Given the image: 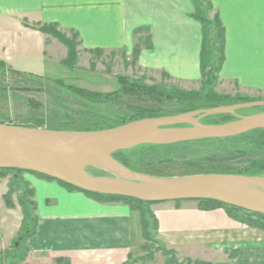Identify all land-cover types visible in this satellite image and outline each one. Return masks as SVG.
<instances>
[{"label": "crops", "instance_id": "crops-1", "mask_svg": "<svg viewBox=\"0 0 264 264\" xmlns=\"http://www.w3.org/2000/svg\"><path fill=\"white\" fill-rule=\"evenodd\" d=\"M225 31L222 84L264 99V0H208ZM190 0H0V62L45 78L46 63H62L57 40L29 27L55 25L78 36L89 53L140 49L137 68L182 83L200 81V26ZM137 33V34H136ZM53 64V63H52ZM54 67V65H53ZM35 190L37 227L24 264H122L141 245L140 217L125 204L100 205L58 182L27 179ZM9 181L0 180V227L11 241L21 208L4 204ZM14 200V199H13ZM193 201L151 205L159 240L177 258L211 264H264V232L229 219L222 209L200 211Z\"/></svg>", "mask_w": 264, "mask_h": 264}, {"label": "rangeland", "instance_id": "rangeland-1", "mask_svg": "<svg viewBox=\"0 0 264 264\" xmlns=\"http://www.w3.org/2000/svg\"><path fill=\"white\" fill-rule=\"evenodd\" d=\"M205 1L211 5L208 0ZM190 3L192 13H190L189 17L193 20L191 17L195 14V8H193L191 0ZM205 6L203 4L199 7L197 6V14L195 15L199 20H205L210 23L209 30L207 31V47H204L205 50H208L206 51V59L203 65H201V62L199 65L200 74L204 71L205 76H207L209 71L212 72L219 66L220 48L218 43L219 34L216 31L217 28L214 25L215 21L213 19L217 13L214 12L212 5L210 11ZM196 23L200 26L198 22ZM38 26L33 25L29 28L39 31V29H36ZM44 26L48 25H43L42 27ZM47 29L50 33L46 35L57 40L58 45L64 49L62 51L66 52L64 61H69L72 64L69 63L67 67L62 64L64 61L61 64L57 63L55 58L62 55H57L58 51H56L53 57L54 61L50 60V63L49 61L46 62L48 64V75L45 78L28 74L26 75L31 76V78L20 77L8 71H5L4 75H1L0 71V88L6 90L5 94H0L1 124L47 131H52L49 129H56V132H73L76 128H82L80 130L83 131L80 132H89L87 130L93 129L104 131V129H113L138 121L137 118L141 115L139 112L144 109L157 111V116L154 115L157 118L159 116H181V114H184L183 110H192L189 112L193 113V111L230 107L239 105L240 103L247 104L264 101V99H261L256 94L238 91L237 85L222 84L219 79L220 72L212 78L213 83L209 89L204 86L209 79L207 77L203 79L201 76L199 83L192 84V82H177L169 76H165V74L156 75L141 71L136 66V58L140 54V49L150 48L149 36L145 38L146 41L143 43V47H141L142 42L138 43L137 40V46H135L130 55H127L123 51L113 53L96 51L88 56L89 53L84 52L80 48V42L75 33L62 32L58 29V26ZM224 49L225 31L223 56L225 54ZM135 50L138 51L136 57L134 54ZM222 66H220L221 69ZM202 80H204V85L202 84ZM206 89L210 90L208 92L211 95L208 94ZM202 91L204 92L203 94ZM79 94H82L83 98ZM196 94H202L200 99H198V96H194ZM136 96H144V98L141 99ZM224 97L226 100L214 102L216 99ZM83 99L88 100V103ZM194 99L196 100L194 101ZM190 100L195 104L194 107L192 106L193 109L187 105ZM199 100L205 102L204 107L202 102H196ZM199 105H201L200 108H198ZM136 109L139 110L138 113L133 111H136ZM257 113H264V107L239 110L235 115L249 116ZM145 118L143 117L142 119ZM233 118L235 117L226 114L211 115L203 118L200 122L205 125L224 124V122L230 121ZM123 120L124 122H122ZM251 138L252 136H245V138H238L234 142L210 141L200 145L183 146V144H179L167 149H150L147 146H139L129 151L116 153L113 156L114 159L131 171L138 173L149 172L161 175L163 178L181 177L176 176L178 174H185L184 176L203 175L204 173H199L206 170L207 163L211 158L218 159V162L220 160V163L226 161L234 169H244L252 166H255V168L262 167L264 166V162L259 166L255 165L259 161L255 155L263 152L264 147L256 149ZM88 172L97 177H111L108 173L99 169H89ZM257 174L260 177H264V170ZM0 175H6V178H0V180L6 179L9 181V184L13 180L16 182L11 199L18 207H20L19 200L21 197H24L25 192L33 191L35 196L33 185L27 179L45 181L25 172L9 171L5 174H1L0 172ZM84 196L89 198L87 195ZM91 200L98 203L93 199ZM193 202L196 203L195 205L198 208L200 207L197 201ZM98 204L119 205L120 203ZM144 211L145 215H147L145 219L147 220L146 231L148 238H146L147 240L141 238V245L126 255L125 262L122 264H165L166 262L193 264L195 262H202L191 259L186 260L182 254H179V258H177L175 251L169 250L159 240L158 221L151 211V206L145 207ZM20 234L21 226L18 235L11 241L7 238L6 232L0 227V264H24L29 249L27 241L17 240V238H20ZM16 242H18V247L15 249ZM14 252L19 253V258L26 255L24 262L19 263L18 257L16 258L17 260L14 259L11 256Z\"/></svg>", "mask_w": 264, "mask_h": 264}, {"label": "water", "instance_id": "water-1", "mask_svg": "<svg viewBox=\"0 0 264 264\" xmlns=\"http://www.w3.org/2000/svg\"><path fill=\"white\" fill-rule=\"evenodd\" d=\"M257 107H264V101L141 119L96 132H56L0 123V170L31 172L83 192L142 203L209 200L264 216V177L203 174L163 178L131 171L112 156L139 146L230 139L264 130V113L235 115ZM221 114L236 120L218 125L200 122ZM89 169L111 177L93 176Z\"/></svg>", "mask_w": 264, "mask_h": 264}, {"label": "trees", "instance_id": "trees-1", "mask_svg": "<svg viewBox=\"0 0 264 264\" xmlns=\"http://www.w3.org/2000/svg\"><path fill=\"white\" fill-rule=\"evenodd\" d=\"M191 1H192V4H193V8H195V14H197V10H196L197 6L199 7L202 4L206 5L205 8H207L208 11H210L212 9L211 5L209 3H207L205 0H202V1L191 0ZM195 14L192 15L191 18H193V20L198 22L200 24V26H201V37H202V40H201L200 62H201V65H203V62L205 61L206 55H207L206 51H208V50H205L204 47L205 46L207 47L206 39H207V35H208L207 31L209 30L210 23L206 22L205 20H199L196 17ZM218 18H219L218 15H216L215 18H213V19L215 21L214 25L217 28L216 31L219 34L218 35V41H219L218 43H219V48H220L219 49L220 58H219V61H218L219 66H218V68H215L214 71H212V72L209 71L207 76H205V72L204 71H202V73H201V76H202L203 79H205V77L209 78L207 80V84H205V85H204V82H203L204 80H202V84L204 86L208 87L209 89H210V87L212 86V83H213L212 78L214 76H216V74L217 75L219 74V72L221 70L220 66H222L223 63H224V56H223L224 30H223V27L221 25L220 19H218ZM50 27L53 28L55 26L54 25H48V26H44V27L38 26V27H36V29H39V31L42 32L43 34H48L50 32L48 31L47 28H50ZM67 47L69 48V46H67ZM134 52H135L134 54H135V57H136L138 51L135 50ZM69 63H70L69 61H64L62 64H64V66L68 67ZM70 64H72V63H70ZM0 71H1V75L2 74L4 75V72L8 71L9 73H11V74H13L15 76L31 78V76L29 77L26 74L19 73V72H16V71H12V70L6 68L5 65L3 63H1V62H0ZM2 71H3V73H2ZM208 90H207V92H208ZM5 91H6L5 89H1L0 88V94H5ZM122 92L124 93V91H122ZM78 93H81V92H78ZM203 93L204 92L202 91V94ZM82 94H79V95L81 96ZM202 94L201 95L200 94H196L194 96H198L199 97L198 99H200ZM208 94H210V92H208ZM124 96H128V95H124ZM81 97L83 98V95ZM136 97H139V96H136ZM139 98L143 99L144 96H141ZM203 98H205V97L203 96ZM195 100L196 99H194V101ZM201 100H206V99H201ZM220 100H226V98L225 97L222 98V99L219 98V99H216L214 102H218ZM84 101L88 103V100H84ZM196 102L201 103L202 101L199 100V101H196ZM199 103H196V104H199ZM204 103L205 102H202L203 107L205 105ZM187 105H189V107H192V106L194 107L195 104H194V102H192L190 100V102ZM193 107H192V109H193ZM200 107H201V105L198 106V108H200ZM205 109H206V107H205ZM133 111L135 113L139 112L138 109H136V111L135 110H133ZM183 111H184L183 113L185 114V113H190L189 111H192V110H183ZM193 112H195V111H193ZM139 114H141V115H139L140 117H138L139 119L137 118V120H141L143 117L144 118L146 117L145 119H147V118H156V117H154V115L157 114V111H155L153 109H144V110L140 111ZM159 117H161V116H159ZM234 120H235V118H233L230 121H226L224 123H228V122H231V121H234ZM122 122H124V120ZM218 124L219 123L210 124V125H218ZM80 129H82V128H76V130H73V132L74 131L75 132L83 131V130H80ZM92 129H93V127H92ZM49 130L56 131V129H49ZM99 130L100 129H93V130H87V131H89V132L95 131L96 132V131H99ZM104 130H109V129H104ZM245 136H249V137L252 136L251 139H252L253 145L255 146L256 149H260V148L264 147V130H255V131H252V132L247 133L245 135H242V136H239V137H235V138H230V139L203 140V141L182 143V144H183V146H185V145H193V144L194 145H200V144H203L205 142H210V141H212V142H228V141L229 142H234L238 138H245ZM177 145H179V144H177ZM177 145H170V146H163V147H161V146H148V145H146V146L148 148H150V149H155V148L156 149L157 148H159V149H161V148L162 149L163 148L167 149L169 147L173 148V147H175ZM117 153H119V152H117ZM255 156H257V158H258L257 160H259V161H257V163L255 165L259 166V165H261V163L263 164V162H264V151L259 153V154H257V155H255ZM113 158H114V156H113ZM253 158H254V156H253ZM207 164L208 165L206 166V170H203L199 174H203L204 173L205 175L206 174H224V175H242V176L244 175V176H251V177H253V176L260 177V176H258L257 173H260L261 171L264 170V166L258 167V168H255V166H252V167H248V168H244V169H234L231 165L227 164L226 161H223V162L220 163V160L218 162V159H214V158L209 159ZM122 166H124V165H122ZM9 171L23 172V173L25 172V171H20V170H0L1 174L8 173ZM25 173H29V174L35 175V176H37V177H39L41 179H44L45 181H48V182H53L54 181L53 179H50V178H47V177H44V176H41V175H38V174H35V173H31V172H25ZM143 174L156 176V177H163L161 175H156V174L149 173V172H144ZM184 175L185 174H178L176 176L183 177ZM165 177H167V176H165ZM169 177H171V176H169ZM0 178H6V175H4V176L0 175ZM59 185H61L62 187L66 188L68 191H71V192H81L82 194L87 195L89 198L95 200L98 203H120V204H123V205L125 204L131 210L136 211V213H138V215L140 216V223H141L140 227L142 228V239L147 240L146 239V238H148L147 231H146L147 220L145 219V217L147 215H145L144 209H145V207H148V206L150 207L151 205H153L155 203H142L141 201H137V200L130 199V198H121V197H115V196H106V195L87 193V192H83V191H81L79 189H76V188L70 187L68 185H65L63 183H59ZM14 186L16 187V182L13 180V182H10V184H9L7 194L3 197L6 207L9 208V209H12L14 207L12 199H11L12 195L14 194V190H13ZM19 189L21 190V188H19ZM33 198H34V192L33 191H29L28 193L25 192L24 197H21V199L19 200V206L21 208V212H22V216H23V220H22V224H21V234L19 235V237H21V241H27L30 237H32L34 235V233L36 231L37 222H38V217L36 215L37 205L33 201ZM197 202L200 204V207H199L200 211L209 212V211H212V210H217V209L221 210L222 209V211L225 212L227 217L229 219H231L232 221H234L236 223H239V224H242V225H245V226H247V227H249L251 229H256V230L264 232V216L263 215H258V214H254V213H248L246 211H243L242 209H238V208H234V207L232 208L230 206L221 204V203L216 202V201H209L208 200V201H197ZM155 224H156V221H155ZM17 240H18V238H17ZM18 254H19L18 252H14V253H12L11 256H13L14 259H16L18 257V260H20L19 263L24 262L26 255H24V256L19 258L20 255L18 256ZM58 262L59 263H64V264H68L67 262H64V261L63 262L58 261ZM165 264H175V262H166ZM193 264H209V263L195 262Z\"/></svg>", "mask_w": 264, "mask_h": 264}, {"label": "bare ground", "instance_id": "bare-ground-1", "mask_svg": "<svg viewBox=\"0 0 264 264\" xmlns=\"http://www.w3.org/2000/svg\"><path fill=\"white\" fill-rule=\"evenodd\" d=\"M214 109V108H213ZM199 111H201V110H199ZM196 112V111H195ZM190 113H192V112H190ZM185 114H187V113H185ZM55 181V180H54ZM56 182H58V181H56ZM60 183V182H59ZM66 185V184H65ZM71 187V186H70ZM74 188V187H73Z\"/></svg>", "mask_w": 264, "mask_h": 264}]
</instances>
